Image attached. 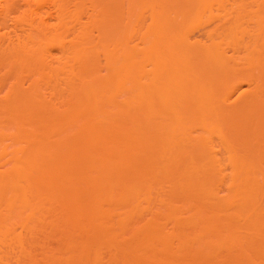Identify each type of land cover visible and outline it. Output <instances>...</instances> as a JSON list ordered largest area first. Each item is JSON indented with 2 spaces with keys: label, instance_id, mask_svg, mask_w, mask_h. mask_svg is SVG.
<instances>
[{
  "label": "bare ground",
  "instance_id": "bare-ground-1",
  "mask_svg": "<svg viewBox=\"0 0 264 264\" xmlns=\"http://www.w3.org/2000/svg\"><path fill=\"white\" fill-rule=\"evenodd\" d=\"M0 264H264V0H0Z\"/></svg>",
  "mask_w": 264,
  "mask_h": 264
}]
</instances>
